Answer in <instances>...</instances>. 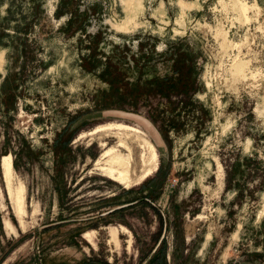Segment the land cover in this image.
Returning a JSON list of instances; mask_svg holds the SVG:
<instances>
[{
	"label": "rangeland",
	"instance_id": "rangeland-1",
	"mask_svg": "<svg viewBox=\"0 0 264 264\" xmlns=\"http://www.w3.org/2000/svg\"><path fill=\"white\" fill-rule=\"evenodd\" d=\"M0 264H264V0H0Z\"/></svg>",
	"mask_w": 264,
	"mask_h": 264
},
{
	"label": "bare ground",
	"instance_id": "bare-ground-1",
	"mask_svg": "<svg viewBox=\"0 0 264 264\" xmlns=\"http://www.w3.org/2000/svg\"><path fill=\"white\" fill-rule=\"evenodd\" d=\"M122 129L127 131V129H125V127H123ZM137 139L139 140L140 138L137 137ZM140 142L144 145V147L146 146L148 148V154H149L148 157L149 158L147 159L146 168L143 170V172L137 178L135 184H138L140 181H142L143 179H145L146 177H148L151 174L152 168L154 166V161L156 159V154H155V150H154L153 146H151L150 144H147L146 142H144L142 140H140ZM11 164H12V159L10 156H6V157L2 158L1 166L3 169L5 181L7 183V188L9 189L10 194H11L10 182H11V176H12V165ZM112 164L114 167L118 168V170H119V172L117 173L119 179H117V181L120 180V181H122V183L124 182V183L128 184L129 181H128V178L126 175V174H128L126 171V169H128V167H126V163L122 159L117 158V159L113 160ZM16 202H17V209H18L17 213H18V215H21L23 213V211H22V198L19 196V194L16 195Z\"/></svg>",
	"mask_w": 264,
	"mask_h": 264
},
{
	"label": "trees",
	"instance_id": "trees-1",
	"mask_svg": "<svg viewBox=\"0 0 264 264\" xmlns=\"http://www.w3.org/2000/svg\"><path fill=\"white\" fill-rule=\"evenodd\" d=\"M55 12L57 13V15H62L64 13H67L68 12L69 14H71V17L68 20V25L69 26H72V25L74 26L75 25V27L78 26L77 21H75L76 20V14H74L73 11H71V9H69L68 7H66V5H62L61 4L59 6V8L57 9V11H55ZM93 43H95V42H93ZM106 64H107V66L102 71V73L103 74L105 73V76L107 78H110L112 81L121 83V85H122L123 84V79H124V75L122 74L123 71L121 69H119L117 66H111L110 61H107ZM108 64H110V65L108 66ZM175 71H177V69H175ZM177 73H178V71H177ZM185 76L186 75L183 74V77H185ZM188 84H189L188 79H186V83H184L183 86L188 87L189 86ZM127 85L128 84L126 83V86H123V87L126 88ZM125 88H124V90H126ZM167 90H168V92H173V93H175L177 91L176 89H174V87L172 89H167ZM167 172H168L167 170L162 172V168L159 167V169H158V171L156 173V177H159V179L161 178V181H160L159 185H161L164 182L165 177L167 175ZM146 197L147 198H151V199H155L156 198V193L155 192L148 191Z\"/></svg>",
	"mask_w": 264,
	"mask_h": 264
}]
</instances>
